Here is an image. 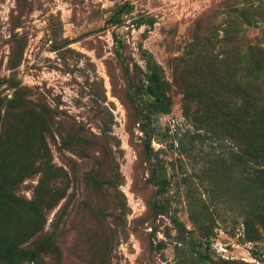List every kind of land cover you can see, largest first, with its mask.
<instances>
[{"label": "rangeland", "instance_id": "1", "mask_svg": "<svg viewBox=\"0 0 264 264\" xmlns=\"http://www.w3.org/2000/svg\"><path fill=\"white\" fill-rule=\"evenodd\" d=\"M0 264H264V0H0Z\"/></svg>", "mask_w": 264, "mask_h": 264}, {"label": "trees", "instance_id": "2", "mask_svg": "<svg viewBox=\"0 0 264 264\" xmlns=\"http://www.w3.org/2000/svg\"><path fill=\"white\" fill-rule=\"evenodd\" d=\"M158 78H155V84L152 87H149L147 88V94L150 98L152 99H155V100H158L159 99V93L157 92L158 91Z\"/></svg>", "mask_w": 264, "mask_h": 264}]
</instances>
